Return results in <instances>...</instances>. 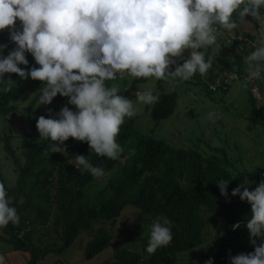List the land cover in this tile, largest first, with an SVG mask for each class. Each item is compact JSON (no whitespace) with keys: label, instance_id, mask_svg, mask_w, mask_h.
<instances>
[{"label":"clouds","instance_id":"1","mask_svg":"<svg viewBox=\"0 0 264 264\" xmlns=\"http://www.w3.org/2000/svg\"><path fill=\"white\" fill-rule=\"evenodd\" d=\"M246 16L258 23L261 39L252 41L256 47L248 40L255 50L243 57L247 67L242 72L247 75L234 83L247 88L250 80L259 79L258 88L264 78V0H0V32L7 29L15 44L5 55L8 44L0 43V94L11 90L13 80L5 78L8 73L43 82L37 90L38 106L51 104L57 94L68 98L55 116L41 115L36 121L40 138L55 142L49 145L51 152L60 153V145L65 147L64 142L72 137L87 142L97 155L116 160L123 152L116 139L120 126L126 117L135 115V109L132 100L118 95L121 90L115 84L106 82L118 76L182 81L197 73L204 76L213 66V57L206 60L205 51L225 42H217L216 26L233 32ZM26 53L39 67H20L29 65ZM136 100L147 105L158 97L152 90L137 91ZM215 117V113L208 114L209 120ZM68 162L94 177L105 174L87 155L76 154ZM228 183H217L225 197ZM248 183L238 184L231 195L250 205L244 226L254 251L229 255V264H264V179L252 190L246 187ZM9 223L18 225L20 217L0 183V228ZM231 227L241 225L236 222ZM172 239V222L158 216L151 222L145 250L153 254ZM4 259L0 255V264ZM204 264H214V258Z\"/></svg>","mask_w":264,"mask_h":264},{"label":"trees","instance_id":"2","mask_svg":"<svg viewBox=\"0 0 264 264\" xmlns=\"http://www.w3.org/2000/svg\"><path fill=\"white\" fill-rule=\"evenodd\" d=\"M241 25H243L241 34L247 40L237 43L248 45V51L237 58V71L240 73L247 67L243 57L255 50L250 42L247 43L248 40L257 39L258 23L246 16ZM0 43L8 44L5 53L15 45L9 40L7 29L0 32ZM190 52V49L186 50L185 57ZM209 56L213 57V66L208 70V76L197 73L193 77L196 78V84L203 85L206 92L212 94L205 80L207 78L213 82L220 81L215 64L223 59L206 50L205 59L207 60ZM20 67L26 68L24 65ZM9 77L13 80L11 90L6 94H0L2 115L18 111L17 103L22 91L43 84L31 78L20 79L15 73L5 74L6 79ZM147 79L134 78L132 86ZM192 80H188V83ZM106 83L111 86L113 81ZM246 89L251 111L264 129V111L259 107L250 86ZM152 91L158 100L152 105L147 104L145 111L156 121L152 128L154 130L160 120L174 113L178 95L176 92L164 91L160 82ZM67 99L57 94L51 104L45 105V109L38 112L37 117L55 116L62 105L67 103ZM33 105L34 102L29 105L26 114L27 129L19 134L23 144L24 161L17 154L13 144L14 134L5 132L1 137L3 148L13 160L18 176L14 184L8 185L0 171V183L4 184L8 196L12 198L20 223L18 225L9 223L3 228L0 239L15 250L29 252L28 264H45V257L48 254L62 253L73 244L83 229L116 219L127 206H134L150 214L152 220L158 216H166L172 222L173 239L166 247L150 254L145 261L142 260L141 252L118 247L114 252V258L101 264H163L172 253L191 251L204 243L206 224L215 217L225 218L222 243L216 251L217 264H228L227 251L240 238L239 230L245 227L247 221L236 220L242 201L238 195L232 196L231 191L238 184L248 180L249 173L238 169L224 153L223 148L214 147L211 154L205 155L198 149L176 147L165 139L140 132L135 127L133 118H125L116 137L123 152L116 160L97 155L87 142L77 141L72 137L64 142L65 147L60 145V153H52L49 145L55 142L38 140L37 119L31 118ZM71 108L75 110V106ZM48 109H52V112L49 113ZM68 142H71L73 147L69 155H87L90 163L104 169L106 177L103 184L92 191L91 197L87 196L86 190L99 177L92 176L88 171H79L68 162L69 159L65 155V151L70 149V146H67ZM261 179L262 175L258 178L257 184ZM220 181L229 182L227 197L220 193L217 184ZM54 215L55 225H60V228L56 226L55 230L61 233V245L53 247L49 244L43 245L40 241L36 242L32 227H47ZM236 222H239L241 227L233 229L231 225ZM111 241L112 233L104 226L98 227L86 246V258H93L107 248ZM231 255H235L234 250Z\"/></svg>","mask_w":264,"mask_h":264},{"label":"rangeland","instance_id":"3","mask_svg":"<svg viewBox=\"0 0 264 264\" xmlns=\"http://www.w3.org/2000/svg\"><path fill=\"white\" fill-rule=\"evenodd\" d=\"M250 19H254L249 16ZM251 23V22H250ZM19 24V21H17ZM243 25L237 30L230 32L232 34H241ZM257 42L261 36L259 25L256 30ZM247 44H250L249 42ZM12 46L8 51H10ZM248 45L232 42L230 44L220 42L211 46L207 50L214 56H221L223 61H217L216 66H220L218 79L224 77L238 68V56H242L248 51ZM218 50L215 51V50ZM251 49V48H250ZM249 49V50H250ZM7 51V52H8ZM7 52L4 53L7 55ZM31 68L34 58L30 53H26ZM174 70V65L171 66ZM208 76V72L206 74ZM193 79V80H192ZM134 78L129 76L119 77L112 84H115L121 91L118 95H123L133 101L135 115V127L143 133L152 134L155 138L165 139L167 142L176 147L198 149L203 154H211L212 148H223L224 153L237 166L238 169L249 173V183L246 187L249 190L257 186V180L262 175L264 179V129L259 120L252 113L248 101L246 88L240 87L239 83H234L228 90L208 94L201 84H196V78L192 77L191 83L182 81L178 78L169 77L167 79L157 80L149 77L145 82H136L132 86ZM160 82L166 92L177 93V107L174 113L158 122V126L152 130L156 121L145 111L146 104L136 100L137 91L153 90ZM39 87H30L22 91L18 101V111L12 114H0V171L6 179L8 185L15 183L18 170L13 160L7 155L3 146L2 136L4 133L11 132L14 134L13 144L17 154L24 161L23 144L19 134L27 129L26 114L29 105L34 102L31 118L38 119V112L45 109V105L38 106V89ZM260 96L257 98L259 107L264 111V78L258 85ZM67 103L63 104V106ZM70 108L74 105H68ZM216 114L214 120L208 119V114ZM127 119H130L126 117ZM38 140L40 134L37 130ZM70 149L65 151L69 160H75L76 155H69L73 150L71 142H68ZM67 150V149H66ZM103 177L96 179L88 186L86 193L88 197L92 196V191L98 189L103 184ZM250 216V205L242 201L238 208L236 220H244ZM56 215L53 216L47 227H33V237L36 242L40 241L53 247L61 245V233L56 231ZM152 216L142 212L134 206H127L122 214L114 220L96 223L92 228L83 229L75 239L73 244L62 253H50L45 257V264H101L105 260H112L114 252L118 247H125L130 250L139 251L143 254V261L147 260L149 253L146 247L150 235V226ZM225 218L215 217L206 224L204 230V243L199 247L183 252L172 253L163 264H204L210 257L214 258V264H217L216 251L222 243ZM104 226L112 233L110 245L93 258L87 259L85 249L88 242L93 238L98 227ZM3 228H0V232ZM240 238L227 251L226 259L229 264V255L232 250L235 255L241 252L254 251L253 245L249 241V232L246 227L239 230ZM259 243V241H258ZM2 244H0L1 247ZM59 262L56 263V260Z\"/></svg>","mask_w":264,"mask_h":264},{"label":"built area","instance_id":"4","mask_svg":"<svg viewBox=\"0 0 264 264\" xmlns=\"http://www.w3.org/2000/svg\"><path fill=\"white\" fill-rule=\"evenodd\" d=\"M217 27V42L220 39L225 40L226 43L230 44L232 42H244L247 40L242 34H232L224 29H220L218 26ZM255 47L258 46L255 42L250 41ZM247 75L246 71L242 73H231L225 78H221L219 82H213L210 81L206 78L205 82L207 85V88L209 91L216 93L220 91H226L230 88L231 84L234 82H241L245 76ZM235 76V79H230V77ZM259 79H253L250 80L248 83V86H250L252 93L256 96L259 97L260 93L257 88Z\"/></svg>","mask_w":264,"mask_h":264},{"label":"crops","instance_id":"5","mask_svg":"<svg viewBox=\"0 0 264 264\" xmlns=\"http://www.w3.org/2000/svg\"><path fill=\"white\" fill-rule=\"evenodd\" d=\"M179 63H180V61H179ZM219 67L215 65V71L217 73L220 72ZM35 227H37V229L41 228L39 226H35ZM2 234H3V231L0 232V235H2ZM0 244H2L0 247V255H3L5 258L4 264H28V260L30 259V253L29 252L15 250L9 244L3 242L1 239H0ZM59 261H60V259L59 260L57 259L56 263Z\"/></svg>","mask_w":264,"mask_h":264}]
</instances>
